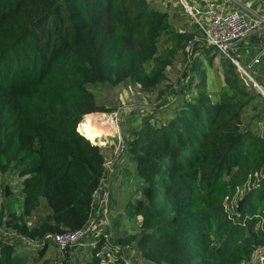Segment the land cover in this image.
<instances>
[{"label": "trees", "instance_id": "1", "mask_svg": "<svg viewBox=\"0 0 264 264\" xmlns=\"http://www.w3.org/2000/svg\"><path fill=\"white\" fill-rule=\"evenodd\" d=\"M175 17L149 0H0V174L23 179L21 200L2 188L0 264H50L49 237L80 231L53 264H248L264 246V98L225 58L209 90L214 57H194L209 46ZM179 54L186 84L168 87L158 119L124 116L106 171L83 128L104 111L89 86L158 90ZM248 109L261 111L244 125ZM112 176L130 189L112 191Z\"/></svg>", "mask_w": 264, "mask_h": 264}, {"label": "rangeland", "instance_id": "2", "mask_svg": "<svg viewBox=\"0 0 264 264\" xmlns=\"http://www.w3.org/2000/svg\"><path fill=\"white\" fill-rule=\"evenodd\" d=\"M153 2L155 6L160 8V10H167L173 19V15H176L175 19L172 20L174 23V26H176L178 29H187L186 31L194 33L197 31L194 27V23L192 22L193 19L191 15L189 14L188 10L186 9V4H188V7L191 8V6L194 5V0H185V3L182 0H149ZM199 1V0H196ZM196 5V4H195ZM192 30V31H191ZM261 33V32H260ZM257 35L249 36L243 40L237 45H235V48L237 51L243 50L245 47L244 45L248 42H253L254 38ZM198 38V35H196V39ZM199 39V38H198ZM197 39V40H198ZM251 46V45H250ZM252 48L256 47L255 45L251 46ZM243 48V49H242ZM190 53V50L188 51ZM207 53V54H206ZM240 56L241 54L238 53ZM194 57H199L200 59L204 60L207 57H214L213 60V66L208 67V64L206 62H203L204 68H207V85L209 86V90H215L216 86L219 85L221 82V74H222V62L223 57L218 53L216 48L213 47H207L206 50L198 49L196 54H194ZM250 59H240V64L242 67H246L248 61ZM185 55L179 54L178 59L174 62L173 66L169 68L166 72L167 80L165 83H163L158 90H150V91H143L140 87H135L131 85H125L121 84L117 87H111L106 84H94L90 85L89 89L90 92L95 96L96 103L100 106H103L104 111L102 113H94L93 115H88L86 117H90L88 122L85 123V126L87 123L90 124L91 128L94 127L93 124V116L97 115L98 117L102 116V118H98L96 120V127L97 132L93 133L95 136L99 135L95 139L93 138V142L90 141L93 145L98 146L101 148L102 151L106 152V171L110 172L111 169V163L112 160L120 155L121 149L123 147V140L122 135L118 139L115 136V130L108 125L109 119L117 115L120 119V125L118 127L119 133H121V129H123L122 123L126 117V115L130 116V119H135L136 116L139 115H149L152 113L154 116V119H158V114L155 111L162 110L167 107L168 103H172L174 101V97H171V95H167L168 87L172 86L173 90L177 87V81L178 79L181 80L184 84L187 82V78L185 77ZM252 74L253 76H256L259 74L257 69H254ZM251 73V72H250ZM262 86L264 87V79L261 82ZM211 85V86H210ZM208 90V91H209ZM175 96V95H173ZM160 105H163L164 107H159ZM260 109L258 111H253L251 109H248L243 116V124L245 125L246 122L249 121V119L252 116H256V113H260ZM133 115V116H132ZM125 116V117H124ZM92 119V120H90ZM162 121L165 120V117H160ZM87 120V119H86ZM83 121V120H82ZM258 123V127L260 129V133L264 134V115L260 120H256ZM256 121H254L251 124V128L256 126ZM81 123V122H80ZM127 126H125L126 128ZM78 130V126H77ZM259 131V130H258ZM97 133V134H96ZM122 134V133H121ZM85 136L87 139L86 131ZM88 140V139H87ZM117 169V163L115 164V167L113 170ZM120 175V174H119ZM123 177H117V179L114 181V176L110 179V185L115 182L116 188L112 189V191H117L118 195L121 196V188L119 185L124 184L123 186H126L127 189H130V185L126 184V182L123 181ZM22 180L17 172L15 170H11L7 172L6 174L1 175L0 174V207L5 204V202L8 200L3 194L2 188L5 186H8V189L11 192V197L16 200H21V187H22ZM105 185L102 186L105 193H103V200L107 201V186L106 182H104ZM122 186V187H123ZM112 188V187H111ZM119 188V191H118ZM125 196V195H124ZM95 201L99 199V196H96ZM105 201V202H106ZM44 205V204H43ZM103 212H101L102 214ZM97 221V218H94L91 222V224H94L95 229V223ZM107 219L102 218L99 220V224L101 226H105L107 224ZM97 222V223H98ZM97 226V225H96ZM3 235L6 236V234L3 233ZM9 235V234H8ZM10 237V236H9ZM31 252L34 253V250L31 249ZM55 257H57V251L55 250L54 246L52 244H48L46 247L45 252V259L51 261L50 264H53V260H55ZM110 260L113 261V258L110 256ZM136 260V259H135ZM133 261L131 258L127 259V262L129 264H141L140 260L137 259L136 261Z\"/></svg>", "mask_w": 264, "mask_h": 264}, {"label": "built area", "instance_id": "3", "mask_svg": "<svg viewBox=\"0 0 264 264\" xmlns=\"http://www.w3.org/2000/svg\"><path fill=\"white\" fill-rule=\"evenodd\" d=\"M182 1L185 3V0ZM228 2H234V0H227L226 3ZM195 4L189 8L188 4L185 3L186 9L203 36L204 43L209 47L216 48L223 58L231 61L255 91L264 98V87L256 79L257 75H252L255 73L253 70L257 68L256 66H259L260 62L264 60V44L259 46L257 54L249 60L245 68L241 66V56L238 55L235 48V45L239 44L241 40L256 34L264 27V18L257 14L248 13L244 9L227 11L206 0H199ZM108 125L115 130L114 134L119 139L121 136L118 130L119 117L117 115L112 116ZM240 194H243V191ZM84 235L85 232L80 231L54 235L49 239L56 246L57 254L62 255L68 245L78 242ZM248 264H264V246L256 249Z\"/></svg>", "mask_w": 264, "mask_h": 264}, {"label": "crops", "instance_id": "4", "mask_svg": "<svg viewBox=\"0 0 264 264\" xmlns=\"http://www.w3.org/2000/svg\"><path fill=\"white\" fill-rule=\"evenodd\" d=\"M207 2L218 6V7H222L225 10H246V12L248 13H253V14H257L258 16H261L262 18H264V0H234V2H227V0H206ZM195 2H199V1H194ZM261 32V33H260ZM255 35H257L255 37L254 42H248L247 44H245V48H248L253 45H255L256 47H254L256 53L258 52V48L259 46H261L262 44H264V27L259 30V32H257Z\"/></svg>", "mask_w": 264, "mask_h": 264}, {"label": "bare ground", "instance_id": "5", "mask_svg": "<svg viewBox=\"0 0 264 264\" xmlns=\"http://www.w3.org/2000/svg\"><path fill=\"white\" fill-rule=\"evenodd\" d=\"M89 118L90 117H85V119H84V121H83V128H84V131H86V135H87V139L88 140H90V141H92L93 140V138L95 139L96 137H98L99 135H97V136H95L94 137V133H93V130H94V132H97V127H96V120L98 119V118H102V116L100 117H98L97 115H95V116H93V124H94V127L93 128H91V126H90V124L89 123H87L86 124V126H85V123L86 122H88V120H89ZM87 119V120H86ZM90 120H92V119H90ZM97 134V133H96ZM94 141V140H93ZM92 141V142H93Z\"/></svg>", "mask_w": 264, "mask_h": 264}, {"label": "water", "instance_id": "6", "mask_svg": "<svg viewBox=\"0 0 264 264\" xmlns=\"http://www.w3.org/2000/svg\"><path fill=\"white\" fill-rule=\"evenodd\" d=\"M78 131V130H77Z\"/></svg>", "mask_w": 264, "mask_h": 264}]
</instances>
